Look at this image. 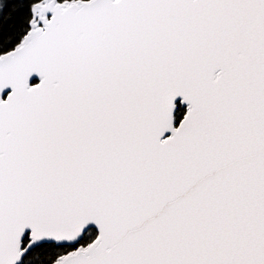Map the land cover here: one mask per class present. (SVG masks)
Returning a JSON list of instances; mask_svg holds the SVG:
<instances>
[{"label": "snow or ice", "instance_id": "snow-or-ice-1", "mask_svg": "<svg viewBox=\"0 0 264 264\" xmlns=\"http://www.w3.org/2000/svg\"><path fill=\"white\" fill-rule=\"evenodd\" d=\"M0 264H264V0H0Z\"/></svg>", "mask_w": 264, "mask_h": 264}]
</instances>
